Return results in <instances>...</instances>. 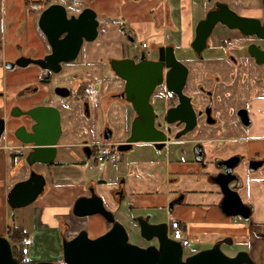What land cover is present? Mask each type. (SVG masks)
<instances>
[{"label": "flooded vegetation", "instance_id": "af4514ba", "mask_svg": "<svg viewBox=\"0 0 264 264\" xmlns=\"http://www.w3.org/2000/svg\"><path fill=\"white\" fill-rule=\"evenodd\" d=\"M53 3L65 6L67 16H76L86 7L68 10L66 4L57 0H35L30 6L33 12L31 23L26 25L28 30L31 28L34 31L35 36L29 35L24 38V43H34L37 47H26L23 53H14L12 58L5 56L0 61V118L3 120L0 132V159L4 158L10 168L15 169L14 173L24 167L22 176L13 180L12 185L27 179L30 172L35 171L45 180L40 196L58 181L57 169H60L64 161L85 162L93 155L96 163H110L116 166L118 162H125L124 164L130 169L128 175L132 174L134 179L145 182V185L149 184L150 180L157 181L161 177L163 164L167 161L194 165L193 169L190 167L186 171L170 174L167 180L169 184L174 183V186L165 205L144 209L134 216V218L148 216L150 223L164 222L168 232V217L177 212L179 207L188 208V211L201 210L202 215L211 210L212 206L204 207L199 202L189 203L186 199L192 197L191 195L214 196L216 198L214 205L217 208V172L222 168L229 169L230 174L236 175V180L231 185L238 193L242 180L240 168L243 167L244 172L248 174L264 166V152L260 150L252 155L231 153L225 158L217 154L223 142L225 143L220 137L221 133H232L239 129L247 131L253 125L254 117L259 120L260 128L264 131V0H165L162 7L153 10L150 21L130 25L122 21L115 22L107 15L97 14L99 21L97 37L99 29L102 26L105 29V24L108 22L114 23L111 25L116 27L119 34V38L110 41L111 47L108 46L106 49L100 43H96L99 44L97 47L99 52L101 50L104 52L101 58L105 71L103 85L99 81L96 82L97 84L93 81L96 79L93 77V49L89 52L91 55L85 52L86 44L95 43L97 38L94 41H83L76 57L68 62H60L56 70L33 62L24 66L14 63L21 56L39 59L51 52L46 36L39 28L38 20L41 11ZM208 15L212 26L201 42L195 39L197 27L207 19ZM148 22L151 23L150 29L145 26ZM202 30L203 28L200 32ZM63 35L60 34L59 38ZM143 41H145L144 46ZM168 46H172L174 57L180 63L181 69L166 65ZM14 50L18 51V45ZM82 53L84 57L81 58ZM160 54L163 56L161 82L154 87L149 103L152 108V126L156 131H160L164 138L154 142L139 140L130 143L129 148L120 150L119 146L128 144L127 138L137 114L131 103L125 99V80L114 73L110 62L113 59L131 58L136 64L142 55L146 60L154 62L159 60ZM6 63L14 64L6 66ZM78 65L84 66L85 69L78 68ZM17 67L19 71L15 70ZM7 72L13 82L23 79V83L19 87L15 85V88L13 85L5 84ZM179 72L184 73L180 88V93L184 97L183 103L180 102V95L173 90ZM166 75L169 77L168 82L172 89L166 86ZM95 87L104 88L103 104L114 115L115 123L121 126L115 129L107 125L96 139H93L94 135L87 118L90 101L95 96L93 92ZM10 89L12 92L9 91ZM69 97L79 104L83 120L79 121L76 118L71 102H61L62 98ZM38 106L54 107L59 113V134L54 145L55 155L48 163H29L27 156L35 144L24 142L16 136V131L19 129L25 135L33 133L32 128L36 125V121L26 112ZM258 140L262 143L264 134ZM142 144L149 145L156 155L147 160H139L136 164L131 163L128 155L133 152L136 145ZM173 145L179 148V155L176 157L171 150L174 149ZM99 147H105L107 150L103 161L95 159ZM60 151H65L68 156L62 158ZM73 153L79 158L72 159ZM139 170L143 171L144 176ZM85 182L86 180L82 182L80 192L75 199L88 195L90 188L98 194L96 187ZM108 191L111 197L120 199L125 194V178L116 179L113 187ZM159 191L160 189L154 188L155 193ZM103 204L113 212L117 220L116 212L106 205L104 200ZM7 207L11 222H7L5 231L0 235L8 239L12 248V243H17L13 238L16 208L11 209L8 204ZM155 213L162 216L155 217ZM195 213L197 212L193 215ZM134 218L132 222L139 234V226ZM104 221L106 227L101 234L111 225L107 220ZM186 223L189 228L196 227L191 221ZM21 227L23 228L22 225ZM71 228V224L62 219L57 229L53 230L56 243L59 244L61 260L63 238L68 240L82 229L87 231L86 228L80 227L70 233ZM23 230L28 235L26 241L33 243V231L24 228ZM140 238L143 240L140 246L157 245L154 238L149 241L141 236ZM216 240L217 238L208 241L207 243H210L208 246L195 248L194 252L210 247ZM200 242L202 241L197 239L189 241V243ZM185 247H183V258L191 254L184 253ZM237 251L239 250L229 255H234Z\"/></svg>", "mask_w": 264, "mask_h": 264}, {"label": "water", "instance_id": "95a60500", "mask_svg": "<svg viewBox=\"0 0 264 264\" xmlns=\"http://www.w3.org/2000/svg\"><path fill=\"white\" fill-rule=\"evenodd\" d=\"M210 15L197 27L195 39L204 40L212 26ZM97 13L90 7H84L75 15L67 16L65 6L53 3L43 9L39 15L38 25L46 36L51 52L43 58L31 59L18 57L15 64L24 66L29 62L42 67L57 69L60 62L73 60L83 41H94L98 34ZM203 28L202 32L200 30ZM64 34L59 38L60 34ZM163 56L158 61H149L142 55L140 61L134 64L131 58L113 59L110 62L114 73L125 80V99L129 101L137 116L134 119L128 144L118 149L129 148L130 143L139 140L158 141L164 138L160 131L152 126V108L149 97L157 83L161 82V68ZM166 65H173L177 69L180 63L175 59L172 46L166 48ZM6 63V66H11ZM181 69V68H180ZM183 74L179 72L177 84L173 87L180 96ZM166 75V86H169ZM183 103V102H182ZM181 106V105H180ZM36 121L33 133L25 135L22 130L16 131V136L24 142H33L35 147L27 156V161L50 162L55 155V143L59 134V113L56 108L49 106L34 107L26 112ZM3 120L0 118V132ZM229 161V160H227ZM234 165V164H233ZM236 175L230 170L222 168L217 172V188L221 193L220 209L227 215H239L244 220L249 218L251 209L239 197L231 185ZM45 184L43 176L35 171L30 172L27 179L17 181L6 195V202L11 209L32 203L42 192ZM72 213L76 217L100 215L110 222L108 230L95 237H90L85 229L79 231L71 239L62 240V260L65 264H256L246 250H239L234 255L221 250L222 244H232L230 236L216 240L210 247L200 249L186 257L183 246L179 241L167 235V225L164 222L150 223L148 216L134 218L139 226L140 236L149 241L156 239L157 245L140 246L128 240L125 227L117 221L113 212L105 208L100 195L92 188L88 195H82L74 200ZM0 264H18L13 255L8 239L0 235ZM33 264H55L50 260H36Z\"/></svg>", "mask_w": 264, "mask_h": 264}, {"label": "crops", "instance_id": "0c3cea01", "mask_svg": "<svg viewBox=\"0 0 264 264\" xmlns=\"http://www.w3.org/2000/svg\"><path fill=\"white\" fill-rule=\"evenodd\" d=\"M26 1L0 0V61L7 55V49L11 48L12 50V48L17 45L18 51L12 53H23L26 47H37L34 43H24V38L35 34L31 28L30 30L26 28L27 23L28 25L31 23L30 18L33 15V12L30 10L32 4H29L35 0ZM100 15L105 16L107 15V12H101ZM111 24L114 23L108 22L105 24L103 33L102 29H99V35L96 39V42L102 39V42L100 41L99 43L101 46H104L105 49L108 46L111 47L110 41L119 38L116 27ZM145 24L146 28L150 29L151 23L148 22ZM7 39L9 40V44L5 43ZM7 46L9 48H7ZM97 53L101 55L100 52ZM97 53L96 55H98ZM259 124V120L254 117L253 125L247 131H240L239 129L232 133H221L220 137L224 139L225 143L223 142L221 148L218 149L217 154L220 157L225 158L231 153H246V155H252L258 150L264 152V141L259 143L258 140L259 137L264 134V131L261 130ZM60 155L62 158L68 156L65 151H60ZM71 158L78 159L79 156L76 153H73ZM190 167L193 169L194 165H187L176 161H167L163 164V169L165 171L163 170L161 177H159L157 181H154V179L150 180L151 182L145 185V182L134 179L132 174L129 176L128 173H130V169L128 166L123 165L119 168L120 172L117 173V176L114 178L115 180L121 177L125 178V194L118 200L111 197L110 192L108 191L110 187H113L115 180L106 181L103 173L98 176V178L89 175L85 183L96 187L98 194L102 196L106 205L115 212L119 210L124 202H127L130 204L131 209L138 210L139 213L144 209L165 205L170 196L172 186H174V183H168V177L171 173L186 171ZM102 168L104 170V167ZM142 170H139V173L144 176ZM239 173L242 180L238 195L251 209L247 220H244L239 215H231L237 216V219H232L231 216H227L221 211V194L217 188V208L214 205L216 203V198L214 196L191 195L192 197L186 199L189 203L199 202L203 204L204 207L212 206L211 210L206 212L205 215H202L201 210L188 211V208L181 209L179 207L177 212L169 215L168 223L172 218L179 220L184 234L189 238V241L197 239L202 242L206 240L204 236H201L203 232H207L204 231L207 226L206 223H211L213 230L211 236H209V241L216 238L218 240L224 236H230L232 238V244H235L236 242V244H239L240 246L244 245L245 247H243V250H246L253 260L259 264H264V166L259 170L248 174L244 172L242 167L240 168ZM82 184L83 183L80 182L57 181L55 182V185L50 188H54L53 191L56 193L55 197L60 194L61 196L63 195L62 199H55L52 194V197L51 195L47 197L43 206L34 205L32 208L34 213H32L34 216V223L33 228L31 229L34 233V239L35 235L40 233V231L57 229L61 224L62 219L71 224L72 228L70 233L83 227L87 229L90 237H95L104 231L106 223L101 216L94 215L76 218L71 213L75 197L80 192ZM154 188H158L160 191L155 193ZM74 189L77 191H74ZM201 197L203 198L201 199ZM50 198H52V200H49ZM194 212L197 213L193 215ZM187 221H191L193 226L195 225L196 227L189 228L186 223ZM207 244L209 245L210 243Z\"/></svg>", "mask_w": 264, "mask_h": 264}, {"label": "rangeland", "instance_id": "374dc122", "mask_svg": "<svg viewBox=\"0 0 264 264\" xmlns=\"http://www.w3.org/2000/svg\"><path fill=\"white\" fill-rule=\"evenodd\" d=\"M58 2H62L63 4H66L68 7V10H79L82 6L90 7L93 9L98 15H100L101 12H107V16L110 17L113 21H122L126 25L135 24L139 22H146L150 21L151 14L154 9H157L159 7H162V5L165 4V0H57ZM33 2H31L29 5H31ZM10 8V7H9ZM102 33H103V26L101 27ZM139 37H137L138 40ZM102 42V39H100ZM98 42H92L86 44L87 47V54L91 52L93 49V56H94V63H93V77L94 83L100 82L101 85H103L104 82V64L101 62V58L104 52L101 50V55L97 52H99L98 48L99 43ZM6 44H9V40L7 39L5 41ZM7 48H9L7 46ZM7 58L14 57V48L7 49ZM179 51V50H178ZM178 51L176 52L178 54ZM95 53V54H94ZM96 53L98 55H96ZM90 54V53H89ZM91 55V54H90ZM84 57V53L81 54V58ZM89 57V55H88ZM100 59V60H98ZM78 68L85 69L84 66L78 65ZM15 70H20L18 67L15 68ZM9 72H7L5 84L13 85L15 88L19 87L23 83V79H20L19 81L13 82L10 78ZM98 77V78H97ZM10 79V80H9ZM17 82V83H16ZM95 86V85H94ZM10 92L11 89L9 90ZM94 95L93 98L90 101V106L88 108V118L87 123L90 125V128L92 130L93 139H96L97 135L102 131V129L110 125L115 129H119L120 124L115 123V117L110 112V110L106 109L103 104L102 94L104 93V88L95 87L94 88ZM72 98H62L61 102H71L73 104L74 112L76 114V118L79 119V121L83 120V116H81V111L79 104L76 101H72ZM85 121V120H84ZM174 149H171L173 151V156H178L179 148L177 145H173ZM119 155V154H118ZM121 155V153H120ZM156 154L153 152L152 148L149 145H136L134 147L133 152H131L128 157L131 163L136 164L139 160H147L149 158L154 157ZM94 155L91 156L89 159H86L85 162L80 163H70L64 161L60 167V169H57L58 173V181H69V182H80L82 183L85 181L89 175L95 176V178L100 176L102 173L104 174V179L106 181L115 180L114 178L117 176V173H119V168L123 165H126L124 163L116 164V166H112L110 163H96L94 162ZM161 158V157H160ZM105 164V165H103ZM104 167V170L103 168ZM24 167L22 166L16 173H14L15 169H11L10 165L7 164V162L3 159H0V233L5 231L6 224L9 221V215L8 207L5 199V194L12 185V181L15 179H18L22 176V170ZM125 169V168H124ZM13 172V173H12ZM12 173V174H11ZM50 186V183H48ZM54 188L47 190L44 194L38 196L32 203L16 208L14 211V222L16 225H22L24 229L31 230L33 228L34 223V216H33V207L34 205H41L43 206L45 204V200L48 196L52 194L55 199H62L63 195L61 194L57 197H55L56 193L53 191ZM65 196V195H64ZM54 199V200H55ZM49 200H52L50 198ZM33 213V214H32ZM138 213V210L130 209L129 204L127 202H124L122 206L119 208V210L116 212V217L118 218L117 221H119L126 229L128 233V240L132 243H136L138 245L143 243V240L140 238L137 228L134 226V223L132 222V219L134 216ZM155 217L158 216V218L162 215L159 213H155ZM232 219H237V216H231ZM11 218V217H10ZM240 219V218H239ZM206 229L203 232L201 236H204L206 240L204 242L200 243H189L184 248V253L189 254L194 252L195 248H201L208 246L207 242L210 240L213 226L211 223H206ZM54 230V229H53ZM53 230H45L40 231V233L35 235V239L33 243H30L28 246L26 258L30 261H36V260H50L54 262L55 264H64L61 260V256L59 255V244L56 243V237L55 232ZM211 230V231H210ZM195 238V237H194ZM232 239V238H231ZM193 240V239H192ZM191 242V240H190ZM207 244V245H206ZM244 245L239 244H222L221 250L225 252L226 254L232 253L236 250H243ZM24 259V260H25ZM26 261V260H25ZM25 263V262H24Z\"/></svg>", "mask_w": 264, "mask_h": 264}, {"label": "trees", "instance_id": "16d2710c", "mask_svg": "<svg viewBox=\"0 0 264 264\" xmlns=\"http://www.w3.org/2000/svg\"><path fill=\"white\" fill-rule=\"evenodd\" d=\"M26 2H28V0ZM27 236H28L27 232L24 231L21 226L14 225L13 238L14 241L17 243H12V249H13V255L17 258L18 264H33L35 262L25 259L28 246L30 244L28 243V241H26Z\"/></svg>", "mask_w": 264, "mask_h": 264}, {"label": "built area", "instance_id": "2783aa9c", "mask_svg": "<svg viewBox=\"0 0 264 264\" xmlns=\"http://www.w3.org/2000/svg\"><path fill=\"white\" fill-rule=\"evenodd\" d=\"M145 41H143L142 45L144 46ZM107 155V150L105 147H99L97 152L95 153V159L97 161H103V159ZM167 235L174 239L179 241V243L184 247L189 244V238L184 234V231L179 223V220L172 218L170 219L168 223V232Z\"/></svg>", "mask_w": 264, "mask_h": 264}]
</instances>
